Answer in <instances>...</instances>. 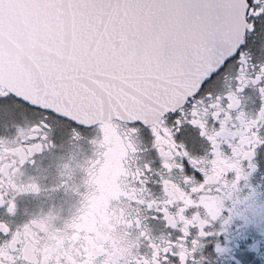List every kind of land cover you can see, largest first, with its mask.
<instances>
[{"label":"snow or ice","instance_id":"1","mask_svg":"<svg viewBox=\"0 0 264 264\" xmlns=\"http://www.w3.org/2000/svg\"><path fill=\"white\" fill-rule=\"evenodd\" d=\"M0 121V207L65 142L77 196L0 264H264V0H0Z\"/></svg>","mask_w":264,"mask_h":264},{"label":"flooded vegetation","instance_id":"2","mask_svg":"<svg viewBox=\"0 0 264 264\" xmlns=\"http://www.w3.org/2000/svg\"><path fill=\"white\" fill-rule=\"evenodd\" d=\"M257 93L253 88H247L245 90L244 106L248 109H254L258 104ZM3 124H0V130H3ZM71 146L66 142L59 145L52 152H44L37 154L36 165L28 166L27 171L35 173L42 185V189L38 193H19L16 196L17 208L14 214H8L2 207H0V219H5L10 223L11 227H15L17 224L25 221L31 214L40 212L41 210H48L50 207L61 214H66L68 209L77 200L76 193L71 188L53 187L59 182L57 176L56 161L59 158L60 153L67 155ZM146 157L151 156L152 153H145ZM264 152H262L261 168L256 172L254 180L259 181L264 186ZM71 183V181H70ZM154 191H159L158 185H152ZM152 224L153 232L159 234L161 231H165L162 221H149ZM8 238V234L0 233V240ZM141 251H144V247L141 246ZM17 264H21L18 260Z\"/></svg>","mask_w":264,"mask_h":264},{"label":"rangeland","instance_id":"3","mask_svg":"<svg viewBox=\"0 0 264 264\" xmlns=\"http://www.w3.org/2000/svg\"><path fill=\"white\" fill-rule=\"evenodd\" d=\"M2 122H4V121H0V124H2Z\"/></svg>","mask_w":264,"mask_h":264}]
</instances>
